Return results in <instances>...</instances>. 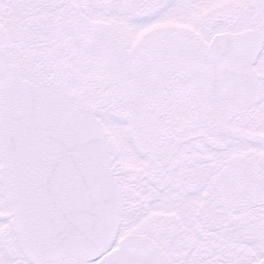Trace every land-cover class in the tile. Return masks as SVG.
Returning <instances> with one entry per match:
<instances>
[{
  "label": "snow or ice",
  "instance_id": "1",
  "mask_svg": "<svg viewBox=\"0 0 264 264\" xmlns=\"http://www.w3.org/2000/svg\"><path fill=\"white\" fill-rule=\"evenodd\" d=\"M0 264H264V0H0Z\"/></svg>",
  "mask_w": 264,
  "mask_h": 264
}]
</instances>
